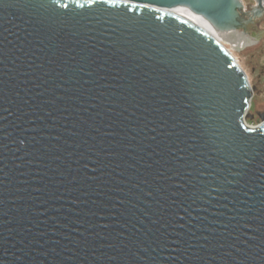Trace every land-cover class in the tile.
<instances>
[{
  "label": "water",
  "instance_id": "1",
  "mask_svg": "<svg viewBox=\"0 0 264 264\" xmlns=\"http://www.w3.org/2000/svg\"><path fill=\"white\" fill-rule=\"evenodd\" d=\"M199 3H0V264H264V112L246 127L233 53L163 10L238 37L245 9Z\"/></svg>",
  "mask_w": 264,
  "mask_h": 264
},
{
  "label": "rangeland",
  "instance_id": "2",
  "mask_svg": "<svg viewBox=\"0 0 264 264\" xmlns=\"http://www.w3.org/2000/svg\"><path fill=\"white\" fill-rule=\"evenodd\" d=\"M253 4L254 0H244ZM240 36L218 34L219 42L226 47L241 66L249 80L252 98L246 120L250 125L262 122L264 112V16L254 28L242 26Z\"/></svg>",
  "mask_w": 264,
  "mask_h": 264
},
{
  "label": "snow or ice",
  "instance_id": "3",
  "mask_svg": "<svg viewBox=\"0 0 264 264\" xmlns=\"http://www.w3.org/2000/svg\"><path fill=\"white\" fill-rule=\"evenodd\" d=\"M0 3H3V0H0ZM47 3L52 5L55 9L63 10L64 14H69L70 11V3L76 4L77 8L81 10L76 14H81L82 12H89L95 9L103 8L104 6H109L106 10L118 9L119 7H123L128 12H136L138 9L147 10L149 13L157 12L159 9L152 7V0H145L143 3H135L133 4V0H83V3H80L79 0H47ZM219 4V0H201V3L197 4L196 7H216ZM75 12V9L71 10ZM159 18V17H157ZM229 67H234L231 63L228 64ZM246 87V85H242ZM243 103H247V101H243ZM247 131H251V129H246Z\"/></svg>",
  "mask_w": 264,
  "mask_h": 264
},
{
  "label": "bare ground",
  "instance_id": "4",
  "mask_svg": "<svg viewBox=\"0 0 264 264\" xmlns=\"http://www.w3.org/2000/svg\"><path fill=\"white\" fill-rule=\"evenodd\" d=\"M163 10H165L168 13L178 15L179 17L189 21L190 23L196 25L198 28L202 29L210 37L219 41L218 34H220L221 32L218 30V28L216 29L212 25V23L210 21H208L202 15L196 14V13L192 12L190 9L188 10L185 7H183V8L179 7L177 9H163ZM222 35H223V33H222ZM224 35H226V34L224 33Z\"/></svg>",
  "mask_w": 264,
  "mask_h": 264
},
{
  "label": "flooded vegetation",
  "instance_id": "5",
  "mask_svg": "<svg viewBox=\"0 0 264 264\" xmlns=\"http://www.w3.org/2000/svg\"><path fill=\"white\" fill-rule=\"evenodd\" d=\"M243 5L245 9V14L243 13V17L247 19V22L244 23V26L254 28L258 23L261 21L262 17L264 16V11L259 14L254 11V7L256 6V0L254 3L245 4L244 0Z\"/></svg>",
  "mask_w": 264,
  "mask_h": 264
},
{
  "label": "built area",
  "instance_id": "6",
  "mask_svg": "<svg viewBox=\"0 0 264 264\" xmlns=\"http://www.w3.org/2000/svg\"><path fill=\"white\" fill-rule=\"evenodd\" d=\"M263 5H264V1H263ZM247 113H248V111H247ZM244 124L246 125V127H248V128H254V127H256V126H259L261 123H258L257 125H250L247 121L248 120H246V118H244Z\"/></svg>",
  "mask_w": 264,
  "mask_h": 264
}]
</instances>
